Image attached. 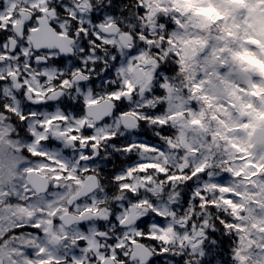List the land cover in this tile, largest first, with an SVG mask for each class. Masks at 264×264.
<instances>
[{"label":"snow or ice","instance_id":"1","mask_svg":"<svg viewBox=\"0 0 264 264\" xmlns=\"http://www.w3.org/2000/svg\"><path fill=\"white\" fill-rule=\"evenodd\" d=\"M4 0H0V11H2V5ZM44 6L40 7L39 4L26 3L25 7H32L35 10L32 11L31 15L22 21L21 24V36L17 38L18 41H23V48L28 49L27 52L22 53L23 56H27L26 68L31 70L33 67L36 68V83L37 86H45V82L51 80L53 85H58L61 89L60 93L55 97V101L48 99H32L27 100L25 107L20 111L19 120L21 127L17 128L12 123L11 117L16 115L15 111L9 114V110L12 109L10 103L0 102V115L4 117L8 125L11 127V131L8 133L9 147L11 146V138L15 137L16 147L12 148L9 152L8 148L0 145V174L5 171H16L20 172H37L42 171L45 168L51 171H56L55 165L59 164L60 175L54 176V180L65 179L68 172V167L73 162L76 164V173L91 174L93 170L100 172L102 169L107 168L108 165L113 164V161H119L122 159L121 156L116 155V152L124 154L123 158L128 161L125 163L120 171L108 173L107 176L110 178L111 185L118 188L119 191L127 193L128 198L121 200L116 204L115 209L108 211L106 218L96 217V223L93 224L90 220L80 219L75 222V228L79 232L91 231L93 227L98 232H107L111 229L115 235H108L104 239L108 245V249L104 250V256L108 257L111 253L112 259L123 260L124 264H134V261L128 259V248L132 243L147 241L152 244L155 248V252L149 257L146 264H173V261L169 260L170 255L180 257L179 260L175 261V264H182L185 253L183 252H169L167 248H162L160 245L155 243L156 237L153 235L152 227L163 229L167 223L168 218L163 215L158 207L159 203L154 200L147 198H141L136 190L131 189L130 184L122 183L129 178L124 174L125 171L131 172L134 168L141 166V161L137 159L135 163H132L133 148H144L149 149L153 152H163V149L157 144L152 143L153 137L148 136L144 129V125L148 124L149 120L154 123L148 124L149 127L157 128L158 135L155 139H160L170 127L167 120H161L160 117L164 115L161 111L164 108L165 102L159 101L155 103L152 108H146L143 110V119H141V109L139 107H132V98L136 96L138 88L133 86L129 80L120 81L116 77L115 72L117 69L123 71L129 63L135 65L138 63L139 58L146 49L148 54L151 56L155 53L153 59L155 60V68L153 70V80L148 90L144 93V97L151 100L153 97H159L164 89L162 85L166 80H169V74H174L176 65L168 59L169 56L173 60L178 58V53L171 52L167 55H163L162 49L167 45L172 44L173 41L169 38L168 32L174 30L175 25L179 21H173L169 24L167 21L169 18H158L157 23L161 27L157 28V34L160 38V46L157 47L155 42L151 39L150 35L146 30L137 29L135 23H131L132 16L128 18L123 16L113 15L114 12L125 11V6L120 5L117 9L116 0H87L86 7H82L80 0L73 3L72 0H40ZM100 9H104L101 13ZM51 11V18L46 19V29L40 30L41 17H46ZM147 12L143 0H136L135 14L137 16H143ZM9 21L13 18L8 17ZM111 21L116 25L118 31L128 30V34L132 36L133 43L127 50H118L115 45H109L105 43L104 48L107 54L103 56V60L99 59L98 56L103 53L104 50L96 47V45L104 42L108 38V33L102 32L101 28L107 27V21ZM12 23L0 27V55L5 58H10L11 55L21 52V44L18 42L15 47L12 48L11 52L6 48L9 38H12L10 29ZM32 33H37L35 47L29 48V41L25 39ZM163 33V34H161ZM78 42V43H77ZM67 50H64V48ZM30 53V54H29ZM22 55H16L17 61L22 59ZM89 57L90 59H85ZM95 58V59H91ZM104 65L103 71L99 73V80L96 73L99 72L100 66ZM3 61L0 60V97L7 100L8 97L4 96V90L7 89L10 84V77L14 73L9 72L7 75L3 73ZM79 74L82 79L73 80L72 77ZM28 80V71L21 72V76L17 77V82L20 84V88L14 93V96L19 99H27L24 96L25 91H31L32 95L39 96L40 93L36 92L35 88L31 84H26ZM77 87H72L73 85ZM65 87H69L70 92L67 97L63 92ZM199 87V85H197ZM102 88L103 91L97 92L95 89ZM50 91H56L55 88L49 89ZM74 93V95H73ZM102 99L110 101V104H100ZM89 105H98L96 112L98 119L92 123H86L81 121L82 126L80 128H71L68 130L70 139L72 140V147L67 148L61 142L57 141L52 135H44L37 139L36 132L45 131V123L51 124L54 121H60L62 124L69 123V116L72 117V121L76 122L79 118L85 115V109ZM52 112L59 111L60 115H53L47 121L40 119L38 125H35L36 132H30L26 140L21 141L19 139L20 133L24 131V126L31 127L29 123L33 118L37 117V114L41 112ZM134 114L137 119L135 120L134 127H129L128 131H120L126 126L120 124L119 121L122 117ZM107 121V123H105ZM113 125L118 129L117 132L111 131ZM101 128L107 129L106 134L103 136L102 141H97L96 136L93 134V130ZM129 132L134 133L129 138ZM64 133H62L63 135ZM254 138L257 139L261 144H264V129H258L254 134ZM143 137V139H140ZM171 140V137H168ZM105 142L111 146L113 155L111 158L105 156L101 157V152L104 150ZM25 144L23 148L19 147V144ZM35 143L37 147L35 149L27 147ZM79 144H84V148H78ZM19 151L23 153L27 151L29 156L33 157L32 161H28L24 158H17L15 153ZM39 157V159H36ZM37 165V166H33ZM155 167V166H152ZM145 171V169H141ZM186 170H179L177 179L180 178V174ZM158 176L164 177L171 182V178L167 171H159ZM203 172L197 173L193 176L188 173L187 178L184 180V191L180 196V205H186L189 200L193 204V216L195 217V211L199 207H207L210 210L215 207L214 204H208L207 197L203 196V190L201 189L196 196L190 195L193 187L199 188V181L196 177H202ZM68 180L75 179L74 176H67ZM23 179V177H22ZM34 185V186H33ZM41 185H43L41 187ZM49 188H59L58 184L49 185L43 184V181L39 177H34L31 180V185L25 183L23 186L24 197L27 204L35 203V206L39 209L34 215L29 217L27 224L17 222L15 227L9 228L8 231L4 232L0 236V241L11 233L13 236L18 234V229L30 228L32 234L41 232L42 225L38 220L42 219L45 215V205L52 202L53 199L60 195L57 191L49 192ZM108 194L105 190L104 195ZM19 195V191H18ZM17 197L7 196V199H17ZM91 196L90 193H85L83 197H77L76 201H73L68 205V210L72 211L74 206L82 201L86 200ZM201 198L205 201L203 205L198 203ZM230 198V197H229ZM143 203L150 205L149 209L142 216H137L134 221V226L137 231L135 237L130 238L128 244H120L118 240L123 232H125L126 226L123 224L120 213L122 210H127L132 205H139L141 200ZM27 204L22 203L21 207H27ZM90 209H85L88 211ZM173 211L176 208L173 207ZM77 214H80L79 208H76ZM95 211L99 212L97 208ZM201 217H195V220L189 219L183 225H175L174 227L180 231H190L195 226V222L202 219ZM222 221L221 227H226L234 221L224 219L220 217ZM60 222L63 224V220L60 216L53 215L51 223L56 224ZM216 229L209 230L204 229L205 237L207 241L208 235H214ZM67 239V236H65ZM211 246L214 248L217 241L212 240ZM88 241L84 237H77L74 240L75 253H83L87 248ZM200 261L197 264H214L215 253L209 251L204 247L202 243L200 245ZM40 253L43 249L39 250ZM195 255V253H193ZM78 258L73 255L65 254V261L70 262L72 259ZM95 260V257L91 258ZM91 264V261H90ZM97 264H101L97 261ZM235 264V262H234Z\"/></svg>","mask_w":264,"mask_h":264},{"label":"trees","instance_id":"2","mask_svg":"<svg viewBox=\"0 0 264 264\" xmlns=\"http://www.w3.org/2000/svg\"><path fill=\"white\" fill-rule=\"evenodd\" d=\"M143 3L147 12L143 16H137L135 14L136 0H116L117 9L120 5H124L125 11H116L113 15L128 18L131 14V23H135L139 30H146L157 47L161 43L156 31L161 27L157 23L158 18H169L167 21L169 24L179 21L174 30L168 32L173 43L162 49L161 59L168 53H178V58L175 60L171 56L168 57L176 65V68L174 74H169L170 82L166 81L173 85L176 95L187 102V107L201 115L193 118L198 124L200 123V129H197L194 124H189L191 127L188 136L193 140L194 147L185 148L181 142V133L184 127L179 120L174 118V114L167 106V99H165L166 81L162 85L164 92L159 97H153L151 100L145 98L144 93L148 90L145 89L142 93L139 90L132 98V107L141 109V119H143L144 109H150L155 103L164 101V108L161 109L164 115L160 119L167 120L170 125L160 139H155V136L158 135V126L157 128L148 126V124L154 123L152 120H149L142 129L147 132L148 136L153 137L152 143L159 145L163 149L162 153L144 148L132 149L134 154L132 163H135L137 159L143 162L140 167L132 170V174H139L138 178L140 179L143 175L147 176L150 183H154L151 189L155 190L150 192V188L147 186L149 189L142 187L138 188L137 192L140 197L143 195V198L150 200L157 201L158 197H161L171 201L172 209L176 208V211H172L183 219L195 220V217H201L203 214L202 219L196 221L195 224L202 230L204 237L205 228L216 229L214 235H208L207 241L203 240L204 247L215 253L214 264H234V262L239 264V258L242 259V264H264L262 253L264 250V173L262 174L264 160L256 165V173L247 174V169L241 166V163L251 162L252 152L238 141L244 127L231 119L232 114L229 113V108L223 105L210 90L212 84H217L222 89L231 91L232 88L224 73L230 69L240 68L243 63L253 67L252 59L244 56L240 50L241 45L247 40L248 30L245 22L247 6L243 2L234 0H221L217 3L213 0H143ZM222 4L229 7L228 11H231V14H226L227 12L221 8ZM191 31H197L201 36L191 35ZM99 45L98 48L104 51L98 58L103 60V56L107 54L108 50H105V44L100 43ZM184 45L188 46L189 53L185 50ZM154 55L155 53L151 56L148 54V57L155 65ZM103 67L102 64L99 72L96 73L98 80ZM255 67L263 72L261 66L255 65ZM115 75L123 82L121 76L116 73ZM95 91L100 92L103 89L97 88ZM229 101L235 108L237 103L235 104L234 99ZM3 103L9 102L4 100ZM181 113L188 114L185 110ZM234 113L237 114L236 108ZM259 118L262 122L264 121V109L259 112ZM117 131L118 129L112 132ZM120 131H128V129L124 128ZM133 135L134 133L129 132V138ZM169 136L171 140L168 139ZM97 141H102V139ZM104 149L103 154L111 158L113 155L111 146L105 142ZM115 154L121 156L122 159L114 160L113 164L99 172L102 180L101 187L108 186L111 190L110 196L113 191V197H110L112 201L116 197V189H114L116 187L111 185L107 174L120 171L121 167L128 162L126 158H123V153L116 152ZM142 168L145 171H142ZM181 169L186 171L180 174V178L177 179ZM161 170L168 172L171 178L170 183L164 177L158 176L157 173ZM201 172L204 175L196 177L199 181V188L194 186L190 195L196 196L202 189L203 196L207 197L206 202L214 204L215 207L210 210L201 206L196 209L194 217L192 201L189 200L183 206L179 201L188 173L196 176ZM224 179L232 181L238 186H248L240 191L243 203L239 206L236 207L226 195ZM198 203L203 205L205 201L201 198ZM149 207L150 205L144 204L142 208L148 210ZM220 217L232 220L234 223L221 227ZM212 240L217 241L214 248L210 243ZM143 242L151 244L147 241ZM168 250L179 252L171 247ZM200 253L201 249L190 251L188 255L185 253V256H188L186 260L191 261L190 264H197L200 261ZM177 258L180 259V257ZM203 264H207V262L205 261Z\"/></svg>","mask_w":264,"mask_h":264},{"label":"rangeland","instance_id":"3","mask_svg":"<svg viewBox=\"0 0 264 264\" xmlns=\"http://www.w3.org/2000/svg\"><path fill=\"white\" fill-rule=\"evenodd\" d=\"M213 1L217 3L221 0ZM234 1L243 2L247 6V12L245 15V22L248 30L247 40L241 45L240 50L241 53L244 54V56L252 59V61L254 62V68L243 63L238 69L236 68L226 71L224 73V76L230 84V87L232 88H230L231 91H226L224 88L222 89L217 84H212L210 86V90L214 95L218 97L219 101L223 105L229 108V113L232 114V116H230L231 119L235 123H240L241 125H243L244 129L242 131V135L238 137V141L249 149L252 144V131L262 124V120L259 118V112L264 109V0ZM96 2L99 3V0H96ZM28 3L39 4L40 7L44 6L42 3H40V0H28ZM80 3L83 4L84 7H86L87 0H80ZM24 5L25 3L23 4L22 2H20V0H4L2 11H0V22L3 20H9L8 17L10 16L13 18L10 22H15L19 18V15L17 14L18 10ZM221 8L227 12L226 14H231V11H228V6L225 7L222 4ZM100 11L103 12V9H100ZM150 12L152 13L151 10ZM190 34L194 36H201V34L197 31H191ZM105 41H108L110 45H112L113 43L118 44L117 37L113 35H108V38ZM132 43L133 39L132 36H130V38H128L127 40V46L129 45L130 47ZM99 46L100 45L98 44L96 47ZM184 48L187 52L189 51L188 46L184 45ZM119 50L126 51L127 49H125L123 46H120ZM85 59L90 58L86 57ZM16 60V58L11 57V69H6V66L3 64L2 70L5 75H7L9 72H12L14 74L19 73V75H21V69H23V67L19 66L20 63L16 62ZM7 63L8 62H5V64ZM255 65L261 66L263 68V72H260L258 69H256ZM154 68L155 65L153 64L152 59L148 57L147 51L144 50L137 64L133 65L129 63V65L125 67L123 71L117 69L115 73L121 76L120 78H123V81L129 80L132 85L137 87L142 93L145 89H148L150 84L152 83ZM25 69L26 68L24 67V71ZM27 71L28 80L25 81V83L31 84L35 88V90L38 89L40 86H37L36 83V68H32L31 70ZM206 74L207 72L205 73V75ZM16 85V79L15 81H13L11 76L10 84H8L7 89H9V94H11V101L13 98L15 99L13 101V104L15 113L16 115H18L19 109L16 108L17 98L14 96V93L20 87ZM165 85L167 87L165 97V99H167V106L171 113L174 114V118L179 120L184 127L181 133V142L185 148L194 147L192 145L193 140L188 136L191 127L189 126V124H194L197 126V129H200V123L198 124L197 121H195L193 118L200 117L201 114L187 107V102H185L183 98H180L176 95V90L173 88V85L169 84L167 81L165 82ZM45 86L48 91L49 86ZM4 96H7L6 93H4ZM230 99H234L235 104L237 103L235 106L237 114L234 113L235 108L230 103ZM147 106H149V104H147ZM183 110L187 111L188 114L185 115L181 113ZM53 115H60V113L59 111H41L40 113H38L37 117L33 118L29 122L32 125L31 127L24 126V128L26 129L20 133L19 139L21 141L26 140L30 132H36L35 125L39 124L41 118L47 121ZM81 121L88 123V120L84 117H80L79 120L73 122L71 116H69V123L67 124H62L60 121H54L51 124L45 123V131L36 132L37 139L46 134L52 135L65 147L71 148L72 143L69 144L66 140L67 137L70 138L71 135L68 130L71 128H80L82 126ZM5 122L7 121H5L4 117L0 115V145L7 147L9 152H11L12 148L16 147L15 137L11 138V146L9 147V139L7 137L9 131H11L12 129L8 125V123ZM14 122L12 121L13 124H15ZM56 132L64 134L59 137L55 134ZM106 132L107 129L101 128L93 130V134L96 136L97 140L102 139ZM25 146L26 145L23 143L19 144L20 148H23ZM27 147L35 149L37 145L35 143H32L30 145H27ZM78 148H84V144H79ZM15 155L17 158H24L28 161L33 160V157L29 156V153L27 151H24L23 153L17 151ZM36 159H39V157H37ZM263 160L264 145L259 150H255L252 152L251 162H243L241 163V166H244L247 169L248 175H251L256 173V165H259ZM142 163L143 162H141V164ZM54 167L56 168V171H51L47 168L42 171H37L40 174L46 175L51 185H59V188H50L49 192L57 191L60 193V195L53 199L51 203L45 205V215L42 219L38 220V222L42 225L41 232L32 234V229L25 228L17 230L18 234L15 236L9 233V235L6 236L3 241H0V264H52L51 260L53 258L61 260L62 258H64L65 254L70 251L71 255L75 254V256L78 257L76 258L75 263H78L79 260H83L86 264H89L88 259H91L92 257H98V259L100 260L104 256V252L100 244L104 243L107 246V243L104 239L107 236V232H98L95 227H93L91 231L85 233L77 231L75 227L63 229L59 224H54V231L61 238V242L56 246H54L44 235L43 230L46 229L48 222L52 220V216H59L60 213L67 210L66 199L77 189L81 181V177L78 176L79 174H77L75 170V162L69 165L68 172L66 174V177H75V179L71 181L66 177L65 179L59 181L54 180V176L60 175L61 166L57 164ZM263 173L264 172H262V174ZM124 174L129 179L126 181H122V183L130 184L131 189L138 191V188L144 187L145 189L150 188V192L155 191L154 189H151L154 183H150V180L149 178H147V176L143 175L140 179L138 178L140 175H133L132 171H125ZM26 176L27 172L17 173L16 171H5L3 174H0V236H2L4 232L8 231L9 228L15 227V224L17 222L27 224L29 222V217L39 211V209L35 206V203L27 204V201L24 197L23 186L25 183H28L26 181ZM223 182L226 188V195L228 196V198L230 197L235 206L237 207L241 203H243V198H241L242 196L240 191L248 188V186H238L234 182L227 179H224ZM147 186L149 188H147ZM114 189L118 190V188ZM118 192L121 194L119 195V197L121 196L120 201L126 200L128 198L126 192L119 190ZM6 194L12 197H17L18 195V198L9 201ZM145 195L147 196V193ZM141 198H143V195L141 196ZM92 200H96V197L93 196ZM157 202H162L158 204V207L160 208V211L163 213V215L168 218V220L163 229L153 226L154 228L152 229V232L156 237V243L162 248L169 249L171 247L173 249L179 250V252H184L187 255L188 253H190V251H199L201 249L200 245L204 240L202 230L199 229L196 224L191 228L190 231H180L176 229L174 227L175 225H180V227L183 228L184 223L188 220L181 218L172 211L171 201L164 200L163 198L158 197ZM22 203L27 204V207H21ZM144 204L145 203H143L142 199L139 205L134 204L127 210H122L120 213L121 220L129 216L130 213H133L136 218L137 216L144 215V213L147 211L146 209L142 208ZM92 223L95 224L96 222L92 221ZM132 225L133 223L130 226L126 227L127 230L122 233L118 240V243L127 245L130 238L137 235L136 228ZM110 232V235H115L114 233H112V231ZM100 233L101 236H98V234ZM65 236H67V239H65ZM77 237H84L88 241L87 248L83 253H75L74 240ZM150 246L151 249L155 252V248L152 246V244H150ZM40 249H43L42 253L39 252ZM262 253L264 259V250L262 251ZM111 254L114 255V253ZM187 255L184 256L185 261L188 257ZM177 257L179 256L170 255L168 258L174 259ZM239 259V264H242V259ZM61 264L66 263L61 262Z\"/></svg>","mask_w":264,"mask_h":264},{"label":"flooded vegetation","instance_id":"4","mask_svg":"<svg viewBox=\"0 0 264 264\" xmlns=\"http://www.w3.org/2000/svg\"><path fill=\"white\" fill-rule=\"evenodd\" d=\"M20 2H22L23 4H24V3L26 4V3H28V0H20ZM72 2H73V3H76L77 0H72ZM80 4H81V3H80ZM81 6L84 7L83 4H81ZM34 10H35V9L32 8V7H25V5H24V6H23L22 8H20V9L18 10V12H17V14L19 15V18H18L15 22L12 23L13 26H12V28L10 29V34H12V38H9V39H8V42H7L6 48L8 49L9 52H11L12 48L15 47V46L17 45V43L19 42V43L21 44V52H20V53L13 54V55H11V57L16 58V55H22V53L28 51V49L23 48V46H22V45H23V41H18L17 38H19V37L21 36V24H22V21H23V20H26V19L31 15L32 11H34ZM103 10H104V9H103ZM101 13H102V12H101ZM50 18H51V11H49V13L47 14L46 17L42 16V17H41V21L44 20V22H46V19H50ZM9 23H11L9 20H3V21L0 22V27H3L4 25H7V24H9ZM106 24L109 25V24H113V23L109 20V21L106 22ZM123 31H124V30H123ZM121 32H122V31H119V33H118V31H117V32H115V34H114V33H111V34L108 33L109 35H113V36H116V37H117V42H118V44H116V43L114 44V43H113L112 45H115L116 49H118V50H119V47L121 46V45H120V42H119V40H118V37H119V35H120ZM34 34H35V33H32V34H30L29 36H26V37H25V39L29 41V48L34 47V46H33V43L31 42V38L33 37ZM127 40H128V39H127ZM77 43H78V42H77ZM105 43L109 44L108 41H104L103 44H105ZM109 45H110V44H109ZM128 47H129V45H128L127 47H124V48L127 49ZM64 50H67V49L64 48ZM29 54H30V53H29ZM11 57H10V58H5L3 55H0V60L3 61V64L6 66V69H8V68L11 69V66H10V65L12 64V63L10 62V61H11ZM24 58H25V59H24ZM5 62H8V63L5 64ZM16 62H19V63H20L19 66H22V67H23V69H21V72L24 71V67L26 68L27 56H23V55H22V59L19 60V61L16 60ZM34 68H35V67H33V69H34ZM19 71H20V70H19ZM25 71H27V68L25 69ZM18 76H21V75H19V73H15L14 75H12V79H13V81H15V79H16V83H17L16 86H19V87H20L19 83L17 82V77H18ZM72 79H73V77H72ZM73 80H74V79H73ZM45 85H48V86H49L48 89L55 88L56 91H50V90L47 91L46 86H40L38 89H36V92L40 93L39 96H35V97H34V96L32 95V93H31V91H25L24 96H25L27 99H19V101H18V98H17V102H16L17 105H16V108L19 109V111L17 110V111H18V115H14V116L11 117L13 122H14V118H15V122H14V123H15V125L17 126V128L21 127V125H20V120H19V114H20V111L25 107V104L27 103V100H32V99H48V100L55 101V97L60 93L61 89L59 88L58 85H53L51 81H46V82H45ZM77 86H78V85H75V84H74L72 87L74 88V87H77ZM63 92H64V94H65V97H67V96L69 95L70 89H69L68 87H65V88L63 89ZM4 93H6L7 96H5V97H8L7 100H8V102L12 105V109H10V111H9V114L11 115L12 110L15 111L14 104H13V101H14L15 99L13 98L12 101H11V99H10L11 94H9V89L4 90ZM73 95H74V93H73ZM0 102H4L3 97H0ZM41 111H43V110H41ZM81 117L86 118V119L88 120V123H92V122H93L92 119H90V118L87 117L86 112H85V115H83V116H81ZM5 123H7V122H5ZM105 123H107V121H105ZM119 123H120V121H119ZM25 129H26V128H24V130H25ZM115 130H117V129H116V126L113 125L112 131L114 132ZM55 134H56L57 136H59V137L62 136V133H60V132H56ZM66 140H67V142H68L69 144L72 143V141H71V139H70L69 137H67ZM77 147H78V146H77ZM103 152H105V149L101 152V157H102V155H103V157H105V155L103 154ZM88 175H93V176H95L96 184H97L95 190L92 191V192L90 193L91 196H90L88 199H86V200H82V201L78 202V203L74 206V208H73L72 211H69V210H68V204H67V199H68V198H67V199H66L67 210H65V211H63L62 213H60V214H59L60 217H61V215H62L63 213H71V214L79 215V214H77V211H76V208H79V210H80V214L83 213V212H91V213H93V214L98 213V214L102 215V217L106 218V217L108 216V211H109L110 209H113V210L115 209L116 204H117V203L120 201V199H121V198H120L121 196L119 197V195H121V194H120L118 191L115 190L116 197H115V200L112 201V199H110V197H113V191H112V195L110 196V192H111L110 188H109L108 186L103 187V188L101 187V185H102V184H101V183H102V180L100 179V174H99V172H96L95 170H93V172H92L91 174L80 173V174L78 175L79 177H81V178H80L81 181H80L79 186L82 184V181H83ZM45 176H46V175H45ZM46 178H47V180H48V184L51 185V184H50V181H49V179H48L47 176H46ZM79 186H78V187H79ZM78 187H77V189H78ZM49 189H50V188H49ZM77 189H76V190H77ZM76 190H75L73 193H75ZM105 190H107V192H108V194H107L106 196L104 195ZM73 193H71L70 195H72ZM70 195H69V196H70ZM69 196H68V197H69ZM93 196L96 197V200H92V197H93ZM95 202H96V203H95ZM86 208H87V209H90V210L85 211ZM97 208L100 209L99 212L95 211ZM129 211H130V209H129ZM130 215H133L132 217H133L134 219L136 218L135 215H134L133 213H130ZM96 217H98V216H90L89 218H86L85 220H90L91 222H92V221L96 222V219H95ZM122 221H123V219H122ZM49 224H50V227H51V231L46 232V230H47L48 227H49ZM56 224H59L63 229H69V228L75 227V223H72V224H70V225H68V226H66L64 223L61 224L60 222H57ZM56 224H55V225H56ZM131 224H132V223H128V224H124V225H125L126 227H128V226H130ZM55 225L52 224L51 221H49L48 224H47L46 229L43 230L44 235L48 238V240H49L54 246L58 245V244L61 242V238H60L59 235H57V234L55 233V231H54V226H55ZM132 226H134V222H133V225H132ZM134 227H135V226H134ZM110 231H111V229H108V231H107V236H108V234H109V235L111 234ZM114 234H115V233H114ZM51 236H55V237H56V241L52 240V237H51ZM98 236H101V233L98 234ZM135 236H136V235H135ZM100 245H101V248H102L103 252H104L105 249H108V245L106 246L104 243H101ZM146 245L151 249V246H150L149 244H146ZM132 249H133V243L131 244V246H130V248H129V250H128V259H129V261H134V264H141L139 258H131V257H130V255H131L130 253H131ZM151 251H152V255H153L154 250L151 249ZM67 254L71 256V251L68 252ZM64 257H65V256H64ZM111 257H112V254H111V252H110V255L108 256V258H109L110 260H112L113 264H124V261H123L122 259H121V260H115V259H112ZM105 258H106V257L103 256V257L99 260L98 257H96L95 260L88 259V262H89V264H90V261H91V264H95V263H97L98 260H99L100 262H102L103 259H105ZM168 259L171 260V261H173V264H175V261L179 260L178 258H174V259H172V258H168ZM51 261H52V264H61V262L66 263V261H65L64 258H62L61 260L53 258ZM147 261H148V260H147ZM75 262H76V258L72 259L70 262H67V264H86L83 260H79L78 263H75ZM144 264H146V262H145ZM182 264H190V262H189V261H185V260L183 259Z\"/></svg>","mask_w":264,"mask_h":264},{"label":"water","instance_id":"5","mask_svg":"<svg viewBox=\"0 0 264 264\" xmlns=\"http://www.w3.org/2000/svg\"><path fill=\"white\" fill-rule=\"evenodd\" d=\"M46 22L41 21V24H40V30L41 31H44L46 29ZM101 31L102 32H106V33H115L117 32L118 30L116 29V25L115 24H109L107 27H103L101 28ZM36 36H37V33H35L33 35V37L31 38V42L33 43V46L35 47L36 45ZM128 37V35H126L125 33H121L119 35V40L125 44V39ZM65 49H67L65 47ZM74 80H80L82 79V77L77 74L76 76H74L73 78ZM100 104H110V101L106 100V99H102L100 101ZM98 107V105H89L86 109H85V112H86V115L87 117L91 118L93 121L94 120H97L99 117L97 115V112H96V108ZM135 118L132 116V115H127L125 117H122L120 119V123L121 124H124L126 127H134L135 124ZM258 129H264V123L262 124V126H259L257 128L254 129L253 131V134L258 130ZM263 144H261L257 139L254 138V135H253V144L251 146V150H255V149H259L260 147H262ZM34 177H39L41 181H43V184H48V180L47 178L44 176V175H41L40 173L38 172H32V173H27V181L28 183L31 185V180L32 178ZM34 186V185H33ZM43 185H41L42 187ZM97 184H96V179H95V176L93 175H88L83 181H82V184L79 186V188L77 189V191L75 193H73L72 195H70L67 199V204L69 205L70 203H72L73 201H76V198L77 197H83L85 193H91L92 191L95 190ZM90 216H98V217H102V215L98 214V213H91V212H83L79 215H76V214H71V213H63L61 215V218L63 220V223L68 226L72 223H75L76 221L80 220V219H86V218H89ZM133 215H129L125 218L123 222V224H128L132 221H134L135 219L132 217ZM51 231V227H50V224H49V227L48 229L46 230V232H49ZM52 237V240L56 241V237L55 236H51ZM130 257L131 258H135V257H138L140 258V263L141 264H144L148 259L149 257L151 256V251L146 247L144 246L142 243H133V249L130 253ZM101 264H113L112 260H110L108 257H106L105 259H103V261L101 262Z\"/></svg>","mask_w":264,"mask_h":264}]
</instances>
